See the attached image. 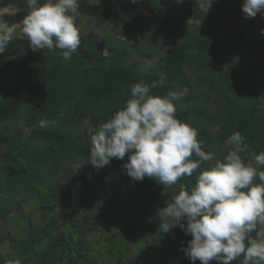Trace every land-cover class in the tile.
Returning a JSON list of instances; mask_svg holds the SVG:
<instances>
[{"label": "trees", "instance_id": "16d2710c", "mask_svg": "<svg viewBox=\"0 0 264 264\" xmlns=\"http://www.w3.org/2000/svg\"><path fill=\"white\" fill-rule=\"evenodd\" d=\"M138 1L146 11L125 0H79L78 10L114 36L172 38L157 44L154 54L144 52L153 64L147 70L129 59L113 35L92 37L81 31V44L69 60L59 49L33 51L25 35L12 36L0 53V226L10 215L22 213L30 200L40 198L43 208L55 210L73 196L90 194L96 180L87 166L73 170L74 163L90 156L91 136L125 106L132 85L158 81L161 72L166 82L152 93L175 91L176 81H183L191 94L177 102L176 116L196 129L202 150L222 159L228 137L239 131L248 153L264 151V37L258 33L264 29V10L245 18L244 0H213L208 11L211 0H183L194 19L189 23L168 0ZM8 6L15 10L1 13L0 25L22 23L27 0H0V7ZM75 22L79 27L80 20ZM22 118L28 133L19 124ZM203 167L180 178V190L190 191ZM155 181L147 176L133 181L132 190L143 195ZM145 223L157 235L152 264H193L181 250L190 235L176 240L171 231L160 230L156 217ZM2 231L0 264H60L69 248L63 234L40 250L35 242ZM8 239L11 250L4 254L1 246ZM229 264H239V258Z\"/></svg>", "mask_w": 264, "mask_h": 264}, {"label": "clouds", "instance_id": "9594fccd", "mask_svg": "<svg viewBox=\"0 0 264 264\" xmlns=\"http://www.w3.org/2000/svg\"><path fill=\"white\" fill-rule=\"evenodd\" d=\"M27 4L22 31L29 46L33 51L59 49L69 60L81 44L75 22L79 0H27ZM261 10L264 0H244L245 18H254ZM15 31V25L3 26L0 53ZM152 67V61H144L143 70ZM158 76L151 84H133L125 106L100 124L91 136L89 162L100 170L112 158L123 160L130 153L124 168L133 181L147 176L164 186L192 176L203 165L191 190L182 188L159 210L160 230L167 233L179 225L192 237L181 250L193 264L197 260L229 264L237 258L239 264H264V151L248 153L239 131L228 137L222 159L202 150L196 129L176 116L177 102L188 89L154 94L152 89L166 82L165 73Z\"/></svg>", "mask_w": 264, "mask_h": 264}, {"label": "rangeland", "instance_id": "374dc122", "mask_svg": "<svg viewBox=\"0 0 264 264\" xmlns=\"http://www.w3.org/2000/svg\"><path fill=\"white\" fill-rule=\"evenodd\" d=\"M125 1L139 10L146 11L139 1ZM168 2L189 23L194 22L183 6V0ZM14 10L11 6L0 7V14ZM75 18L80 20L79 29L86 35L107 38L113 35L110 28L97 26L79 10ZM3 26L5 25H0V31ZM15 26L13 36L24 35L22 23ZM262 30L264 29L259 28L258 33L264 37ZM113 39L125 46L129 59L136 61L141 67H144V52L151 51L154 54L157 44L163 46V43L173 40L168 36L143 38L134 34L113 35ZM104 53H108L107 45ZM188 73L191 74V71L188 70ZM184 88L187 87L183 81L177 80L175 91ZM190 94L188 89L187 95L181 101L187 100ZM200 102L202 103V99H198V103ZM208 106L213 107L212 103ZM210 112H213L212 109ZM19 124L25 127V133H28L29 128L26 127L24 118L19 120ZM129 155L130 153H126L123 160L112 158L110 163L100 170L95 169L89 162L90 156L82 158L74 163L72 168H89L90 177L98 184L90 194L73 196L55 210L43 208L40 198L30 200L23 204V212L10 215L0 226V230L5 229V233L9 232L15 239L35 242L40 250L46 248L54 237L63 234L69 239V248L66 247L63 251L60 264H152L157 235L150 229L152 224L145 223V220L156 217L158 224L162 222L158 212L167 206V202H172L180 186L178 183L164 186L155 181L143 195L136 196L132 190L133 180L124 168ZM154 190H157V194ZM171 233H174L176 240L188 237L179 225L173 227ZM10 250L11 241L8 239L2 244L1 251L7 254Z\"/></svg>", "mask_w": 264, "mask_h": 264}]
</instances>
